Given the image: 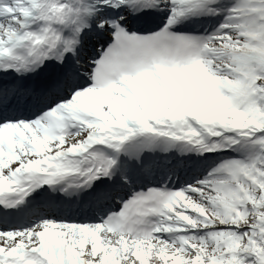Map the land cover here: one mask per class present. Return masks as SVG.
<instances>
[{"label":"snow or ice","instance_id":"snow-or-ice-1","mask_svg":"<svg viewBox=\"0 0 264 264\" xmlns=\"http://www.w3.org/2000/svg\"><path fill=\"white\" fill-rule=\"evenodd\" d=\"M0 264H264V0H0Z\"/></svg>","mask_w":264,"mask_h":264}]
</instances>
